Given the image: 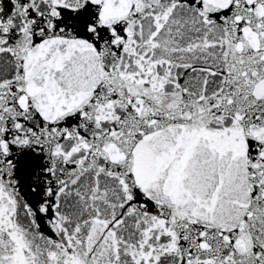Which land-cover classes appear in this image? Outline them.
Segmentation results:
<instances>
[{"label":"snow or ice","instance_id":"6c2138e0","mask_svg":"<svg viewBox=\"0 0 264 264\" xmlns=\"http://www.w3.org/2000/svg\"><path fill=\"white\" fill-rule=\"evenodd\" d=\"M0 264H264V0H0Z\"/></svg>","mask_w":264,"mask_h":264}]
</instances>
